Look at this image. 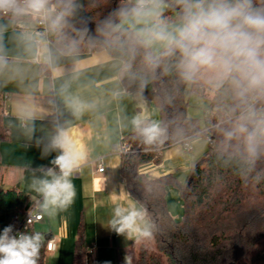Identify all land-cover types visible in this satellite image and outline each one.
<instances>
[{
  "label": "trees",
  "instance_id": "trees-1",
  "mask_svg": "<svg viewBox=\"0 0 264 264\" xmlns=\"http://www.w3.org/2000/svg\"><path fill=\"white\" fill-rule=\"evenodd\" d=\"M64 12L48 20L49 41L66 55L106 51L121 61L120 79L129 92L138 91L144 100L158 108L161 134L147 142L140 129L152 124L139 119L133 132L124 138L131 152L122 154L121 173L130 195L142 207L150 221L149 233L138 244L134 264H264V142L257 155L250 157L243 137L228 140L237 118L246 111L230 92L221 90L208 99L211 90L203 79L191 84L181 81L175 71V60H165L153 73L144 63L145 49L137 43V32L119 27L120 13L135 5L130 0H51ZM164 17L170 20L179 12L177 0H164ZM91 26L77 28L81 18ZM17 21H30L25 16H5ZM165 65L169 71L165 73ZM6 94L0 93V143L7 139L3 125ZM208 101L203 125L188 116L190 96ZM257 113L264 112V100L249 101ZM232 109H235L232 112ZM254 125L249 124L251 130ZM199 137L211 139L208 152L191 163L189 175L181 183L174 175L151 178L140 173L145 164L160 165L163 153L175 145ZM2 165L0 156V166ZM176 186L184 203V215L175 220L168 209L166 189ZM32 206L26 195L17 190L0 189V234L6 227L15 228L12 217ZM42 237L37 264H46L45 235L28 228L23 234ZM86 242L80 234L73 264H84Z\"/></svg>",
  "mask_w": 264,
  "mask_h": 264
},
{
  "label": "crops",
  "instance_id": "crops-1",
  "mask_svg": "<svg viewBox=\"0 0 264 264\" xmlns=\"http://www.w3.org/2000/svg\"><path fill=\"white\" fill-rule=\"evenodd\" d=\"M120 67L121 61L106 51L66 55L35 30L0 18V93L8 96L2 119L7 139L0 143V189L23 192L43 212V197L34 184L51 179L49 170L59 174L52 161L62 150L53 147V139L64 132L80 157L70 177L76 193L72 204L52 215L43 212L44 220L38 223L46 229L40 233L56 242V249L46 256L56 258L57 264H73L80 234L87 245L84 264H125L126 255L134 264L145 237L117 234L110 223L117 207L142 210L127 190L119 150L125 130L135 129V120L155 115L140 92L126 90ZM190 103L198 110L208 104L195 96ZM207 143L199 137L189 152L175 145L163 153L160 165L145 164L139 171L151 178L173 175L168 165L183 164L189 153L191 162L202 158ZM99 161L103 173L98 172ZM140 226L148 232L150 221L144 217Z\"/></svg>",
  "mask_w": 264,
  "mask_h": 264
},
{
  "label": "clouds",
  "instance_id": "clouds-1",
  "mask_svg": "<svg viewBox=\"0 0 264 264\" xmlns=\"http://www.w3.org/2000/svg\"><path fill=\"white\" fill-rule=\"evenodd\" d=\"M48 3L49 0H0V12L38 14L46 10ZM177 5L176 18L169 20L163 15L164 0H136L133 7L121 11V23L142 25L137 31V43L146 50L143 61L153 73L163 61L174 59L171 66L181 81L191 84L203 79L213 93L230 92L239 101L237 107H246L225 136L228 140L243 137L248 155L254 158L258 145L264 142V112L257 113L249 105V101L264 100V0H177ZM59 20L60 17L54 26ZM169 70L165 65V73ZM134 123L139 124V120ZM249 124L254 125L251 130ZM140 131L149 143L161 134L156 123ZM52 145L62 150L52 161L59 174L49 170L51 179L34 184L43 197L41 208L49 215L72 204L76 193L70 177L80 159L64 132L53 139ZM143 218L144 213L134 207H117L110 223L117 234L147 236L150 233L140 226ZM10 233L12 227L8 226L0 234V264H37L40 234ZM48 247L51 250L52 244ZM124 259L125 264H132L130 256Z\"/></svg>",
  "mask_w": 264,
  "mask_h": 264
},
{
  "label": "built area",
  "instance_id": "built-area-1",
  "mask_svg": "<svg viewBox=\"0 0 264 264\" xmlns=\"http://www.w3.org/2000/svg\"><path fill=\"white\" fill-rule=\"evenodd\" d=\"M136 2V1H135ZM64 12L61 10L59 6H57L54 2L49 0V3L46 7V10L42 11L41 13L38 14H33L31 12H26L22 14H13L11 12L9 13H2L0 12V17H5V16H25L31 19L30 21H16V25L20 29H25V30H30L33 29L37 32L38 36L41 38H45L49 41V27H48V20L52 17L58 18V17H63ZM6 101L8 99V96L5 95L3 97ZM209 142H211V139H208ZM182 147L185 151H190L192 149L191 142H184L182 144ZM131 149L130 145L127 143H123L121 148H120V153H125L128 152ZM98 166V172L103 173L105 168L103 165L102 161H99L97 163ZM43 216L42 219H39L38 217ZM31 220V223L29 221ZM44 220V214L42 210L39 208L38 205H32L25 211L21 213H17L12 217L11 223L15 228V231L13 235H19L21 233H24V231L28 228H34L35 224H38ZM49 243L52 244L51 250H49ZM56 249V242L53 239H50L47 242L46 245V253H51Z\"/></svg>",
  "mask_w": 264,
  "mask_h": 264
},
{
  "label": "rangeland",
  "instance_id": "rangeland-1",
  "mask_svg": "<svg viewBox=\"0 0 264 264\" xmlns=\"http://www.w3.org/2000/svg\"><path fill=\"white\" fill-rule=\"evenodd\" d=\"M136 1V0H135ZM135 3V2H134ZM164 4L166 5V3L164 2ZM167 10V5L164 8V11ZM176 14L177 12H173L170 16V20H174L176 18ZM64 16V14H63ZM121 27H126V28H130L132 30H134L135 32L138 31V29L140 27H142V25H135L134 22H125V23H120ZM206 97H208V99H211L212 97H214L215 93H213L212 90H208L206 92ZM194 96V95H192ZM190 96V97H192ZM190 97L188 98V102H189V107H188V114H192L193 117H196V119H200L201 125H203V121H204V116L206 111L209 109V103L208 101H206L208 104H205L206 107L203 110H198V108L194 107L191 103H190ZM196 97V96H195ZM201 99V98H199ZM203 100V99H202ZM153 105V104H152ZM154 111H155V115L153 114V116L151 117V123H156V124H160L161 122V116H160V112L158 110V108H156L153 105ZM134 130V126H130L125 130V136L129 135L131 132H133ZM205 141L209 143L208 139L205 138ZM207 143V144H208ZM209 147V146H208ZM131 152V150H129L128 152L125 153H129ZM189 152V151H188ZM190 154V153H189ZM184 157L183 159V164H175V165H168V167L170 169H172L174 171L173 175L181 182L184 183L189 175V171L191 168V157L189 156ZM153 164V163H150ZM156 165V164H154ZM124 181L126 182L125 177L123 176ZM166 199H167V204H168V209L169 211H171L170 214H172L173 218L177 221H180L183 219V215H184V203L180 194L179 189L174 186V185H170L167 187L166 189ZM34 230L36 232H46V229L44 227H42L39 224H35L34 226ZM138 255V247H137V253ZM137 255H136V259H137ZM46 264H57L56 263V258L54 257H50L49 255L46 256L45 259ZM72 264V261L71 263Z\"/></svg>",
  "mask_w": 264,
  "mask_h": 264
},
{
  "label": "water",
  "instance_id": "water-1",
  "mask_svg": "<svg viewBox=\"0 0 264 264\" xmlns=\"http://www.w3.org/2000/svg\"><path fill=\"white\" fill-rule=\"evenodd\" d=\"M91 26V22L87 19V18H81L78 22H77V28L81 31H87ZM52 238L51 235H46L44 237L45 241H49Z\"/></svg>",
  "mask_w": 264,
  "mask_h": 264
}]
</instances>
